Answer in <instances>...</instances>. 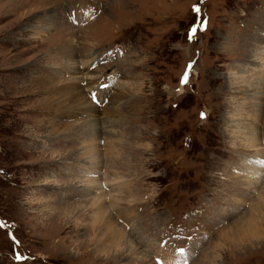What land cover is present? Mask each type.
<instances>
[{
  "label": "rangeland",
  "instance_id": "rangeland-1",
  "mask_svg": "<svg viewBox=\"0 0 264 264\" xmlns=\"http://www.w3.org/2000/svg\"><path fill=\"white\" fill-rule=\"evenodd\" d=\"M257 53L264 0H0V264H264Z\"/></svg>",
  "mask_w": 264,
  "mask_h": 264
},
{
  "label": "bare ground",
  "instance_id": "bare-ground-1",
  "mask_svg": "<svg viewBox=\"0 0 264 264\" xmlns=\"http://www.w3.org/2000/svg\"><path fill=\"white\" fill-rule=\"evenodd\" d=\"M256 60L258 62H260L261 64V69H262V73L259 75V78L257 79L258 81V85H259V89L261 88H264V53L260 54V53H257L256 55ZM91 67V66H90ZM258 75V74H257ZM231 77H234L232 75H230ZM250 77H253L251 76L250 74ZM235 78V77H234ZM239 78H237L238 80ZM235 80V79H234ZM232 79L230 80V82L232 83ZM262 91H264L263 89H261ZM263 93V92H262ZM74 97H78V96H81V95H76V94H73ZM78 102H80L81 104H84V106L87 104L86 103V96L84 98H81L80 100H78ZM108 113H115V111H110L108 110L107 114ZM54 155V154H53ZM263 155H264V152H263ZM261 155L260 156V159H263L264 156ZM91 159V158H90ZM93 159V158H92ZM91 159V160H92ZM95 161L97 160V157L94 158ZM262 161V160H261ZM256 162V161H255ZM258 162V161H257ZM253 163V162H252ZM255 166V165H254ZM264 167V166H263ZM263 170H261L259 168V170L257 171V168H255L253 170V172L255 173V177L257 174H260V172H262ZM94 171L90 172L91 174L88 176L87 180H82L84 181V185L83 187H85V189H91V188H94V187H97L98 186V193L95 194V195H92L90 197L93 198L92 202L90 203V207L92 208L93 210V213L94 214H97V219L99 220V222L101 223L100 225V230L101 231H104V232H108V237L107 239L109 241H111V245H114L115 249L119 252V250L121 249L122 246H124V242L128 243L127 245V250L128 252H130V255H134L135 251L138 252V250L136 248H133V241H129L127 239V236L124 232H122V229L121 227H119V225L117 224L118 221L122 218L121 216V211L119 212L120 214H116V213H112V211L110 212L109 208H114V205H115V202L119 201V199H117V197H114L112 196L113 199H111V193L113 192L112 189L108 190L107 191V196L104 195V191L103 189L104 188H107L106 185L108 184V181L109 179L107 178V176H105V178H102L101 177V181L99 178L100 177H97V175L95 173H93ZM99 172V171H98ZM263 174V173H262ZM250 176V175H249ZM251 177V176H250ZM258 177V175H257ZM59 185V184H57ZM63 185H69V186H66V187H70V183H64ZM56 186V184H55ZM105 186V187H104ZM57 187V186H56ZM113 214L114 216H118L119 218L114 220V217L111 215ZM125 219V218H124ZM106 240V239H105ZM105 241H101L100 243L103 244ZM144 242V241H143ZM126 245V244H125ZM113 247V246H112ZM124 248V247H123ZM144 252V251H143ZM143 252H138L137 254L139 255L140 258H142L143 260H145L147 262L148 260V257L149 256H146L143 254ZM118 254V253H117ZM119 255L122 256V253H119ZM118 255V256H119ZM161 255V254H160ZM160 255L158 257H160ZM157 257V256H156ZM169 257V256H168ZM138 258V257H137ZM154 258V257H153ZM161 261V260H160ZM168 262V261H167ZM166 262V264H168ZM165 262H163L164 264ZM170 264H176L175 262H169Z\"/></svg>",
  "mask_w": 264,
  "mask_h": 264
},
{
  "label": "snow or ice",
  "instance_id": "snow-or-ice-1",
  "mask_svg": "<svg viewBox=\"0 0 264 264\" xmlns=\"http://www.w3.org/2000/svg\"><path fill=\"white\" fill-rule=\"evenodd\" d=\"M194 11H195L196 13H199L201 10H200L199 6H196V7H194ZM201 27H203V25H201ZM197 31H198L197 27L194 26V27L191 29L192 35L189 37V39H192ZM187 82H188V77H187V74H186L185 77H184L183 80H182V83H185V84H186ZM0 226H3V225H0ZM181 251L183 252L184 250L181 249ZM17 259H18V260H24V259H26V258L23 257V256H21V255H17Z\"/></svg>",
  "mask_w": 264,
  "mask_h": 264
}]
</instances>
